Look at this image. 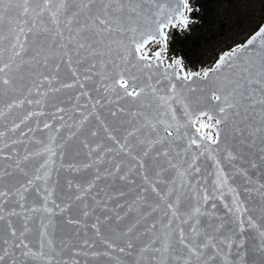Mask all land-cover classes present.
I'll use <instances>...</instances> for the list:
<instances>
[{
  "label": "snow or ice",
  "instance_id": "snow-or-ice-1",
  "mask_svg": "<svg viewBox=\"0 0 264 264\" xmlns=\"http://www.w3.org/2000/svg\"><path fill=\"white\" fill-rule=\"evenodd\" d=\"M195 12L191 0H0V264H81L80 256L109 254L89 253L95 240L57 245L51 218L30 239L24 201L30 189L41 192L37 181L43 208L32 212L67 213V225L90 226L128 264H264V24L193 71L172 54L170 36L188 30ZM41 130L47 158L33 171L28 162L40 152L27 145L43 143ZM76 142L90 163L68 168L94 173L68 179L50 208L53 157L79 155ZM167 171L173 179L152 178ZM241 178L243 193L259 196L251 208L233 186ZM225 190L228 220L215 211ZM257 211L259 243L248 249L243 215ZM247 223L256 227L252 215Z\"/></svg>",
  "mask_w": 264,
  "mask_h": 264
},
{
  "label": "water",
  "instance_id": "water-1",
  "mask_svg": "<svg viewBox=\"0 0 264 264\" xmlns=\"http://www.w3.org/2000/svg\"><path fill=\"white\" fill-rule=\"evenodd\" d=\"M264 24V21L261 23ZM260 24V25H261ZM259 25V26H260ZM7 25H5V28ZM212 66V65H211ZM63 95V93L61 94ZM121 104H126V102L121 101ZM127 107L132 108V110H135V108L131 104H126ZM177 109L179 110V105H175ZM101 114L103 115V110H101ZM125 121L132 120L133 118L131 116L125 115L123 117ZM126 128H131V125L125 124ZM61 135H67V129L61 130ZM103 135V133H101ZM36 139L42 140L43 143L37 144V143H31L28 144L27 147L29 151L31 152H40L39 156L34 157L30 162H28V168L30 170L34 171V167L38 166L40 163H43L44 159L47 158V154H45L42 149L44 146L48 143V134L47 130H41L36 133ZM109 145H111V141H105ZM19 151L21 155L24 153V146H18ZM76 150L80 152L79 155L75 154V151L72 152H66L63 161H61L60 157L57 155L53 157L54 164H53V173L51 180L49 181V186L55 187V192L53 193L52 198L48 202V206L51 208L52 203L51 200H56L57 203L61 202V193L63 191H66V185L68 179H73L74 181H81L83 182L85 179L91 178V175L94 173L93 169H83L79 172H74L68 168L69 164H76L81 165L82 163H90V160H88L85 156V153L87 152V149H84L81 145H79L78 142L75 144ZM6 151V150H5ZM59 151V149H57ZM211 161H207L205 166H210ZM3 162L0 161V165H2ZM61 164H63V167H61ZM103 167V165L101 166ZM227 170V165H225ZM253 176V180H260V176L257 172L254 170L251 172ZM153 179H164L165 181L171 180L174 178V173L172 171H167L162 174L161 177L157 178L155 176V173L152 174ZM59 180V184H54L56 180ZM137 181H140V177L136 178ZM264 182V181H261ZM231 183V181H230ZM245 183V181L241 178L237 181L236 184H233L234 187H238V190L241 192V201L244 204L245 208H251L252 205L259 200L258 194L254 191L251 194V197H248L247 194L243 193L242 188H239V185ZM36 186L41 188V192L37 194L34 189H30L28 193L25 194L26 199L24 201L26 210H28V214L31 216V220L29 221V226L33 229L32 233L30 234V239H32L34 242L38 240V232L40 230V220L43 218L44 222L47 223L48 219L51 218L53 226L48 229L49 232L54 231V239L57 245H59L61 239H66L71 237L78 245H82L83 240L88 239L89 242H92L93 240L96 241L94 249H87L89 253L92 251H98L100 253H104L107 251L108 255H100V256H92L91 254L87 257L80 256L78 259L81 261V264H128L129 258L124 254L120 253L118 250L115 249H108L105 245L100 243L99 238L95 236V230L92 229L90 226L87 229L82 228L79 225H67L66 219H67V213H60L59 209H53V213H45L43 211L39 212H32V208H43V187L44 184L42 181H37ZM161 188H163L165 191L167 190L166 185L161 184L159 185ZM78 203V202H77ZM217 204V209L215 210L218 216L224 217L225 220H228L231 217V214L227 212V210L224 208V203H228L230 206L232 204V194L228 193L226 190L224 192V199L220 200L217 199L215 201ZM193 206H195V202H192ZM181 212L186 210V200L184 197H181ZM17 212H22V210L19 208V206H16ZM208 210L210 209V205L208 206ZM249 215L253 216V219L255 221L256 227L253 228L247 223V217ZM74 218L80 219L82 221L85 220V218L82 216V214L76 213ZM207 217H201V222L203 223L206 221ZM243 219L245 220V230L242 235V239H244V247L250 249L251 245L253 243V238H255V242L259 243V236L257 229L262 227V222L260 220V213L254 212H245L243 215ZM13 221L19 225L22 222V218L13 217ZM94 222V219L92 217L87 218V223L90 225ZM219 223V221H216ZM124 225H121V228H123ZM185 228H187V225H185ZM77 229L80 231V235L78 237L73 236V232H75ZM87 232V236L84 235V232ZM101 231L106 232V226L101 225ZM238 231V229H237ZM117 243L120 244V246H123V243L121 241H117ZM225 252L228 251L227 245H222ZM236 244L233 245V251H235ZM257 257H259V253H256ZM231 259V257H229ZM222 264V262H220Z\"/></svg>",
  "mask_w": 264,
  "mask_h": 264
},
{
  "label": "rangeland",
  "instance_id": "rangeland-1",
  "mask_svg": "<svg viewBox=\"0 0 264 264\" xmlns=\"http://www.w3.org/2000/svg\"><path fill=\"white\" fill-rule=\"evenodd\" d=\"M188 30L170 36L172 54L189 70L210 67L217 55L242 41L264 21V0H191Z\"/></svg>",
  "mask_w": 264,
  "mask_h": 264
}]
</instances>
